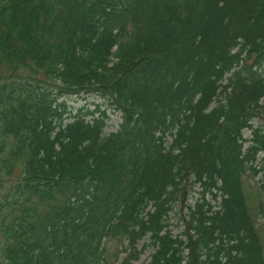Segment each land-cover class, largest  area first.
<instances>
[{
	"label": "trees",
	"instance_id": "1",
	"mask_svg": "<svg viewBox=\"0 0 264 264\" xmlns=\"http://www.w3.org/2000/svg\"><path fill=\"white\" fill-rule=\"evenodd\" d=\"M262 100L264 0H0V264H264Z\"/></svg>",
	"mask_w": 264,
	"mask_h": 264
},
{
	"label": "rangeland",
	"instance_id": "2",
	"mask_svg": "<svg viewBox=\"0 0 264 264\" xmlns=\"http://www.w3.org/2000/svg\"><path fill=\"white\" fill-rule=\"evenodd\" d=\"M264 103V100H262ZM99 105L100 109H105L104 106L101 105V102L98 100H95L94 98H87L85 101L84 100H76L75 97L73 98H68L66 99V106L73 112H76L79 108H87L88 110H94L95 106ZM107 116H108V121H107V127L105 128L106 133H111L114 132L119 123H120V118L119 115L117 114H111L110 111L107 110ZM253 127H258L263 124V121L261 118H256L251 122ZM249 132L245 131L243 132V138H248L249 137ZM259 179V176L256 177V179L249 181L248 187L249 188H254L256 187V180ZM198 190L194 188V191L190 194L187 205L192 206V204L195 202L196 199H198ZM207 201H209V197L206 198ZM213 205V202H211ZM186 213V210L181 209L179 205H176L174 209L171 211V213L168 216V223L170 225V229L173 233V235H179L184 229L182 226V217ZM261 218V223L264 224V216L260 217ZM146 241H141L137 245V249L141 250V246L145 243ZM117 243H108V254H112L115 251V245ZM125 244V243H124ZM152 254V251L150 249L144 250V252H141V255L139 256L137 261L132 262V264H148L150 260V256ZM123 255H120L119 259H122Z\"/></svg>",
	"mask_w": 264,
	"mask_h": 264
}]
</instances>
